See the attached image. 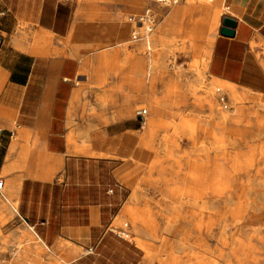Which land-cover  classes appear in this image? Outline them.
<instances>
[{"label": "crops", "instance_id": "crops-1", "mask_svg": "<svg viewBox=\"0 0 264 264\" xmlns=\"http://www.w3.org/2000/svg\"><path fill=\"white\" fill-rule=\"evenodd\" d=\"M132 2L0 0V264L143 263L113 224L154 156L129 117L142 125L147 61L101 53L128 36ZM220 3L207 78L264 97V0ZM224 16L236 22L230 37ZM108 76L120 82L103 86Z\"/></svg>", "mask_w": 264, "mask_h": 264}, {"label": "bare ground", "instance_id": "bare-ground-1", "mask_svg": "<svg viewBox=\"0 0 264 264\" xmlns=\"http://www.w3.org/2000/svg\"><path fill=\"white\" fill-rule=\"evenodd\" d=\"M147 1L148 5L156 6L152 1ZM192 1L194 2L191 4L186 3L192 10L199 7L208 10V14H202L209 20V24L216 14L218 0ZM157 7L162 8L161 5ZM153 14L151 23H131L137 27L132 35L143 32L141 36L144 38V45L137 43L133 47L146 54L147 74L153 75L154 80L160 79L161 88L169 91L165 99L159 102L151 88V81L146 82L144 97L147 105L150 110L152 106L163 109V116L171 131L161 134L162 137L159 138L158 131L151 128L144 130L141 143L154 156L149 161V169L138 181L155 187L154 192L159 196L158 206L163 220V226H160L163 234L160 237L162 251L170 259L162 264H264V175L252 172L255 161L264 159V149L262 144L259 149L256 147L260 158L255 159L256 148L250 146L254 138L252 131L244 129L236 133L235 139L230 140L232 131L226 127V122L239 119H244L251 126L254 119L253 124L264 134V121L252 118L249 107L243 105L236 108L235 114L228 119L222 101L219 100L220 96L226 94L232 104L248 100L249 103L264 106V99L256 98L253 101L234 88H225L218 84L206 86L202 94H198L194 84L186 83L183 87L181 80L160 63V58L173 49L163 48L161 45V23L159 19L153 23ZM176 14L177 12H171L166 17L168 31L169 26L176 20ZM191 37L192 35L186 34L183 39ZM131 40L128 43L135 42L134 38ZM112 47L114 46H110ZM190 49L196 57L201 46L192 45ZM170 60L174 62V54L170 55ZM185 110L193 112V118L188 119ZM142 117V124L149 126L153 113L150 111ZM191 121L194 122L190 124ZM257 136L261 138L264 135ZM187 141L192 146V153L183 154L180 147ZM243 147L247 149L243 151ZM211 150H218L225 161L229 162L230 172L225 171L223 178L213 187L189 184L192 158L195 154H205ZM159 151L166 152L170 157L162 160L157 156ZM173 151L178 155L177 158L171 156ZM256 167L261 169L264 165L258 164ZM153 171L158 174L154 179L150 177ZM133 216L135 221L137 217ZM144 234L150 239L157 238L156 229L150 228ZM166 235L173 236L174 241L170 243L165 238ZM136 243L144 249L150 247L148 240L136 238Z\"/></svg>", "mask_w": 264, "mask_h": 264}, {"label": "rangeland", "instance_id": "rangeland-1", "mask_svg": "<svg viewBox=\"0 0 264 264\" xmlns=\"http://www.w3.org/2000/svg\"><path fill=\"white\" fill-rule=\"evenodd\" d=\"M153 2V1H152ZM191 4V2H194L192 0L183 1L178 0L175 4H171L169 6H162L157 7L158 4L154 5H148L147 0H134L132 2L133 10H131L129 13L125 14L123 17L124 23L128 24L130 26L129 34L128 36L113 44L105 45V48H110V46H114L115 48L112 50H105L101 53L105 52H116L117 49V58L122 59L125 58L126 55L136 53V57H139L140 55H143V57L147 61V56L144 53H141L140 50L134 49L135 44H141L144 45V38L141 36L143 32L140 31V33H136L135 35H132L133 31H136L135 26H133V23L138 21L139 16L141 15L142 11L146 7L150 8L153 12L155 11L154 18L155 21L153 23H156L159 19L161 25L159 28L160 35L163 38L161 40V45L163 48H171L173 49L172 52H167L166 55L162 56L160 58V63L163 64L165 69H167L168 72L174 74L178 79L181 80L182 86L186 83L194 84V86L197 88L198 94H202L204 92V89L206 86L212 85V83L208 80L206 75V69H205V55L204 50L205 47L211 38L216 33L218 23L221 18V14L224 13L225 7L222 3L217 6L216 8V14L214 15V18L212 21L208 24V19H205L204 15L202 14H208V10H203L201 7L192 10L188 3ZM154 3V2H153ZM160 5V4H159ZM157 7V8H156ZM171 12H177L176 14V20L174 23H172L169 27L170 30H167V23H166V17ZM203 15V16H202ZM131 19V20H130ZM206 29L204 32L203 30ZM190 34L192 35L191 38L183 39L184 35ZM204 34V35H203ZM203 35V38L200 39V36ZM170 37H173L170 39ZM131 38L135 39V42L128 43ZM132 41V40H131ZM128 43V44H127ZM200 45V53L195 57L194 52L191 51L190 46L192 45ZM126 45V46H125ZM125 46V48L123 47ZM101 47V48H104ZM109 53V54H110ZM171 53V54H170ZM174 54V62L170 60V55ZM162 59V60H161ZM121 63V62H118ZM130 64L129 59L127 58V66ZM124 66L117 65L114 66L116 70L121 71ZM159 71H162L164 69H158ZM161 74V73H160ZM103 78V77H102ZM153 75L147 74V81H151V88L156 93L157 98L159 102H161L162 99H165V97L169 94V91H165L161 88V80H154ZM187 78V79H186ZM104 85L107 86L111 83L110 80H114V84L116 82H120V78L114 77L111 79V77H104ZM123 87L125 86V90H127V82L121 83ZM121 85V87H122ZM184 87V86H183ZM245 95V94H244ZM247 96V95H246ZM254 96V97H252ZM248 97L252 99L253 101L256 98L264 99V97L261 96H255V94L248 93ZM100 103L99 99H97ZM220 102L223 104V108L225 110L227 118H231L235 114V109L239 106L243 105L245 107H249L251 113L249 114L252 118H260L261 121H264V106L257 105V103H249L248 100L240 101L238 104H232L231 100H229V97L224 94L220 96ZM101 104V103H100ZM252 106V108H251ZM190 106H188L189 109ZM139 111L142 109H146L144 114L150 113V111L153 113V117L151 120V123L146 126L143 124L141 125V120H139V116L137 114L135 115H129L131 123H135V127L139 129V131L134 132L138 135H140V132L142 131L143 126V133L144 130L147 128H151L153 130H156L161 134L171 131L168 125V121L163 116L164 111L160 107L152 106L151 110L149 106L140 104L138 106ZM154 109L158 110V115L154 111ZM194 113L190 110H185V116L188 119L193 118ZM217 119V118H216ZM159 121V123H157ZM256 121V120H255ZM194 121H191L190 124H192ZM254 123V119H253ZM251 121V126L249 124H246L245 120H237V121H228L226 122L227 128L232 131L231 135H229V139L233 140L235 139L236 135L243 131L244 129L251 130L253 133L254 138L252 139V142L250 143L251 147L258 148L260 144H262V149H264V136L260 138L257 135H264L262 134V131L255 126ZM159 125V126H158ZM153 126V127H152ZM250 127V129H249ZM238 132V133H237ZM237 133V134H236ZM228 140V139H227ZM249 147V146H248ZM255 150V159L260 158L259 151ZM180 151L184 154L192 153V146L190 142H185L181 147ZM246 147H243L242 150H246ZM137 151V149H136ZM135 151V153H136ZM157 156H159L162 160H165L167 157H170L169 154L166 152L159 151ZM173 158H177V154L175 151L171 153ZM153 158V156H151ZM151 158V159H152ZM151 159L149 161H151ZM262 160V161H261ZM256 160L255 161V167L252 169L253 173H259L261 175H264V168L257 169L258 164L264 165V159ZM147 162L143 167V171H146L149 169V165L151 162ZM230 164L228 161H225L223 156L218 152V150H211L205 154H195L192 158V164L190 166V178L188 183L192 184L193 186L197 187H213L216 185V182H218L222 176L224 175V172H230ZM142 174V173H141ZM151 178H155L158 174L157 172L153 171L150 174ZM144 182L140 181L138 184L137 182L134 183L133 181L130 182L131 184V196L128 204L125 207V210L122 212L120 216L116 219L117 228L115 229L114 224L113 228L116 233L119 235L128 238L132 240L134 243H136V238L148 240L150 243L149 249H143L144 251V259L142 264H162L163 262H168L170 260L168 258V254L165 251H162V239H160L162 234V219L159 212V196L154 192L155 187L146 186L143 184ZM136 215V220L134 221V216ZM4 229L7 228L6 226L3 227ZM156 229L157 231V238L150 239L147 235L144 233H148L149 229ZM144 231V232H143ZM165 238L172 243L174 241V237L171 235H166ZM21 243H18L16 247L18 248ZM4 252H6L5 249H3ZM178 254L183 255L182 252H178ZM11 261L4 262V264H11ZM183 264V263H181Z\"/></svg>", "mask_w": 264, "mask_h": 264}, {"label": "built area", "instance_id": "built-area-1", "mask_svg": "<svg viewBox=\"0 0 264 264\" xmlns=\"http://www.w3.org/2000/svg\"><path fill=\"white\" fill-rule=\"evenodd\" d=\"M150 1H153L155 3H158V4H161V5H164V6H169L175 2H177V0H150ZM152 11L149 9V8H145L144 11H142L141 15L139 16V19L138 21L142 22H147V23H151L152 21ZM145 113V110L142 109L140 111V117L142 118L143 114ZM1 186H2V180H0V189H1ZM88 251H92V249H88Z\"/></svg>", "mask_w": 264, "mask_h": 264}, {"label": "water", "instance_id": "water-1", "mask_svg": "<svg viewBox=\"0 0 264 264\" xmlns=\"http://www.w3.org/2000/svg\"><path fill=\"white\" fill-rule=\"evenodd\" d=\"M236 22L234 19L224 16L221 20V27L219 33L224 36H232L234 34L233 28L235 27Z\"/></svg>", "mask_w": 264, "mask_h": 264}]
</instances>
